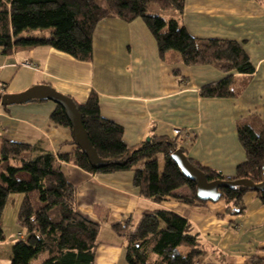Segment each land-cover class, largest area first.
I'll return each mask as SVG.
<instances>
[{
  "label": "crops",
  "instance_id": "0c3cea01",
  "mask_svg": "<svg viewBox=\"0 0 264 264\" xmlns=\"http://www.w3.org/2000/svg\"><path fill=\"white\" fill-rule=\"evenodd\" d=\"M172 14L193 38L241 43L254 73L225 74L211 65L188 67L174 52L160 58L141 19L125 22L111 17L94 30L90 61L51 47L0 54V93L16 95L48 85L81 105L94 92L101 117L122 128L127 147L136 148L152 136L174 139L173 129H181L189 135L179 145L188 160L234 178L237 166L245 161L237 124L264 123V0H185L182 14ZM25 62L33 67H24ZM228 75L238 91L235 97H201V88ZM55 108L50 101L0 105V143H41L55 156L71 155L76 148L71 130L50 121ZM65 167L76 187L78 212L100 226L93 264H127L125 242L111 226L129 223L133 227L142 215L155 210L187 219L207 249V259L218 264L264 259V204L254 192L242 198L244 213L232 217L219 200L189 205L172 196L159 202L145 199L133 186L131 171L92 174L72 164ZM174 194L187 196L190 190L181 185ZM1 228L6 238L0 242V264H6L12 246L6 241L14 234L2 224Z\"/></svg>",
  "mask_w": 264,
  "mask_h": 264
},
{
  "label": "trees",
  "instance_id": "16d2710c",
  "mask_svg": "<svg viewBox=\"0 0 264 264\" xmlns=\"http://www.w3.org/2000/svg\"><path fill=\"white\" fill-rule=\"evenodd\" d=\"M184 1L0 0V54L51 47L76 60L90 61L96 26L105 19L118 17L125 22L141 19L155 40L160 58L174 52L188 67L211 65L225 74H253L254 67L241 43L193 38L178 18L165 20L155 12L180 15ZM237 93L232 75L200 90L203 98H231ZM76 107L100 160L98 167L91 165L78 147L71 155L55 156L41 143H0V242L6 238L1 217L7 199L11 194L22 195L16 216L22 233L12 240L9 264L94 263L100 226L78 212L76 187L65 172L68 164L92 174L131 171L133 186L148 200L159 202L172 196L189 205L205 204L196 198L195 183L185 179L170 158L177 150L174 139L152 136L136 148H129L123 142L122 128L101 117L96 93L91 92L86 102ZM50 121L71 130L60 106L56 105ZM236 131L245 161L237 166L234 178H224L189 160L208 182L250 180L259 184L264 180V123L252 127L250 120H243ZM181 185L190 190L189 195L174 194ZM248 192H254L264 204V191L241 186L220 190L219 201L225 203L227 215L236 217L244 213L242 198ZM111 227L125 242L127 264H218L207 259V249L199 242L191 223L172 211L144 214L133 227L129 223ZM250 263L264 264V259L252 258Z\"/></svg>",
  "mask_w": 264,
  "mask_h": 264
},
{
  "label": "water",
  "instance_id": "95a60500",
  "mask_svg": "<svg viewBox=\"0 0 264 264\" xmlns=\"http://www.w3.org/2000/svg\"><path fill=\"white\" fill-rule=\"evenodd\" d=\"M35 100L53 102L64 110L71 126L72 140L75 146L84 153L91 165L98 167L100 165V160L83 128L82 115L79 113L75 102L70 97L60 94L48 85L34 86L16 95H0V105L2 107L29 103ZM148 140L149 139L146 141ZM170 158L178 167L183 177L195 183L196 198L199 201L217 202L221 196L220 190L234 189L239 186L252 191H264V180L259 184H254L250 180L208 182L205 175L190 163L181 149L174 151Z\"/></svg>",
  "mask_w": 264,
  "mask_h": 264
},
{
  "label": "rangeland",
  "instance_id": "374dc122",
  "mask_svg": "<svg viewBox=\"0 0 264 264\" xmlns=\"http://www.w3.org/2000/svg\"><path fill=\"white\" fill-rule=\"evenodd\" d=\"M101 5H104V3L101 1L100 2ZM155 12H157L158 14L162 15V17L167 20L169 18H172L173 14L170 12H161L159 10H156ZM179 149V148H177ZM160 161V159H159ZM162 162L160 161V168L162 169ZM22 200V195L21 194H11L9 195L6 205H5V209L2 213V219H1V224L3 225V227L5 228V230L11 231L14 235L9 237L7 239V244H12L13 241H10L11 239H17L18 238V233H22V231L17 227L16 225V216H17V211L19 209L20 203ZM3 251H5L3 249ZM8 251V250H6ZM6 264L9 262H5Z\"/></svg>",
  "mask_w": 264,
  "mask_h": 264
},
{
  "label": "built area",
  "instance_id": "2783aa9c",
  "mask_svg": "<svg viewBox=\"0 0 264 264\" xmlns=\"http://www.w3.org/2000/svg\"><path fill=\"white\" fill-rule=\"evenodd\" d=\"M24 67H28V68H32L33 65L25 62L23 64ZM172 134H173V137L176 141V145H177V148H179V145H181V143H183L184 141L188 140L189 138V135L187 132L185 131H182L181 129H173L172 131Z\"/></svg>",
  "mask_w": 264,
  "mask_h": 264
}]
</instances>
